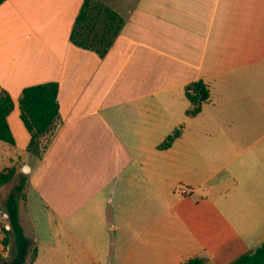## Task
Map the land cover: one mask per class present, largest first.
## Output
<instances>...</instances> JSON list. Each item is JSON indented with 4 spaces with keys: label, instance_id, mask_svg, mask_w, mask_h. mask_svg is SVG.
Masks as SVG:
<instances>
[{
    "label": "crops",
    "instance_id": "crops-1",
    "mask_svg": "<svg viewBox=\"0 0 264 264\" xmlns=\"http://www.w3.org/2000/svg\"><path fill=\"white\" fill-rule=\"evenodd\" d=\"M84 1L0 4V93L14 102L0 172L15 168L28 208L33 198L49 218L36 228L34 264L48 247L67 249L68 264L206 263L205 248L264 234V0H102L125 21L104 57L70 40ZM195 82L210 98L192 116ZM46 83L58 84L59 116L38 139L48 137L43 148L29 151L19 100ZM181 126L172 147L158 149ZM202 135L219 170L248 154L247 238L220 224L219 210L208 224L197 211Z\"/></svg>",
    "mask_w": 264,
    "mask_h": 264
},
{
    "label": "trees",
    "instance_id": "trees-1",
    "mask_svg": "<svg viewBox=\"0 0 264 264\" xmlns=\"http://www.w3.org/2000/svg\"><path fill=\"white\" fill-rule=\"evenodd\" d=\"M6 0H0V4ZM124 19L107 5L101 2L85 0L75 20L70 40L83 49L94 51L99 57H104L120 34ZM58 84L46 83L27 87L19 100L20 119L31 136L29 151H34L38 139L53 130V125L59 116ZM186 96L193 105L187 115L195 116L201 112V106L210 98L207 87L202 82L190 84ZM14 109V102L7 94L0 93V141L14 145V138L7 118ZM183 127L175 129L159 146L166 150L181 137ZM16 174L15 168H7L0 172V188L12 181ZM26 179L21 178L9 193L4 203V215L7 219L2 226L5 236L4 244L12 239L15 244V254L8 262L2 264H34L37 249H32V241L26 236L20 222V202L26 199ZM33 257L30 263L27 257L30 252ZM0 261L2 259L0 258ZM182 264H206L200 257H193ZM232 264H264V242L250 254L239 257Z\"/></svg>",
    "mask_w": 264,
    "mask_h": 264
},
{
    "label": "rangeland",
    "instance_id": "rangeland-1",
    "mask_svg": "<svg viewBox=\"0 0 264 264\" xmlns=\"http://www.w3.org/2000/svg\"><path fill=\"white\" fill-rule=\"evenodd\" d=\"M95 2H102V0H92ZM107 5V4H105ZM108 6V5H107ZM109 7V6H108ZM48 137L38 140L36 144L35 151L41 150L46 143ZM202 147L198 157L200 159V170L202 172V183L198 186L194 193L192 194L193 201H198L199 207L197 208L198 213H202L204 218V223L208 224L210 220V214L212 212L216 213L219 210L220 217L218 216V221L223 225H232L234 230L240 232L242 236L247 235L244 233V194H245V176L242 174L245 166L241 165L242 160L246 155L238 156L235 154V159L233 163L229 164L225 169L219 170L218 161L215 159V154L211 149V137L210 135H202L199 138ZM0 146H4L3 143ZM2 152H4L2 148ZM20 180L19 175L15 176L14 180L10 184L4 186L0 189V264L4 261H10L15 254V244L11 239L7 245L4 244L5 236L2 232V226L6 224V217L4 215V203L9 194L12 191L14 185L18 184ZM223 183V187L220 184ZM185 192L190 195L188 188H183ZM179 191H181L179 189ZM221 194H226L229 198L222 200ZM195 204V203H194ZM21 225L25 230V234L31 239L32 251L36 249L37 243V233L36 228L49 227V218L44 210L37 206L33 200L30 199L29 208L26 199L21 202ZM222 212V213H221ZM246 231V229H245ZM264 234L256 232L251 234V238L246 244H242L241 247H234L232 244L229 245H217L205 248L203 251V256L206 258V264H232L240 256L244 254H250L257 247H259L262 242ZM248 240V239H247ZM42 245V243H41ZM30 252L27 257V262L30 263L33 257V252ZM52 248L48 247L43 254L40 261L35 264H52V260L55 264H68V251L67 249L60 250V254L52 255ZM70 256V255H69Z\"/></svg>",
    "mask_w": 264,
    "mask_h": 264
}]
</instances>
